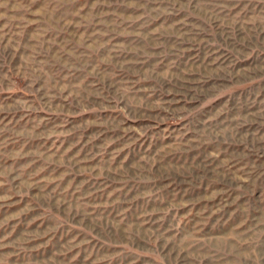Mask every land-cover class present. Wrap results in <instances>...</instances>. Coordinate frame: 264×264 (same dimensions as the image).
<instances>
[{
	"label": "rangeland",
	"instance_id": "374dc122",
	"mask_svg": "<svg viewBox=\"0 0 264 264\" xmlns=\"http://www.w3.org/2000/svg\"><path fill=\"white\" fill-rule=\"evenodd\" d=\"M0 264H264V0H0Z\"/></svg>",
	"mask_w": 264,
	"mask_h": 264
}]
</instances>
